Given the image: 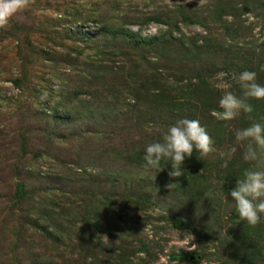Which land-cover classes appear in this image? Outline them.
I'll return each mask as SVG.
<instances>
[{
    "label": "rangeland",
    "instance_id": "374dc122",
    "mask_svg": "<svg viewBox=\"0 0 264 264\" xmlns=\"http://www.w3.org/2000/svg\"><path fill=\"white\" fill-rule=\"evenodd\" d=\"M219 1L222 0H30L26 9L15 15L6 28L0 29V264H83L82 258L85 255L98 257L104 264H115L116 256H109L102 246L79 241L83 238L79 235L91 229L89 225H85L84 219L78 217L77 225L69 222L68 215L71 212L76 215L83 208L90 189H95L93 185L99 194L106 195L108 200L117 201L119 207L124 206L120 210L123 221L127 219L128 224L139 231L137 235L130 237L136 245L143 238L141 232L145 228V233L150 235L153 224H166L164 220L167 219L168 212L176 210V203L166 192L157 194L151 189L138 191L142 197H153L158 202L165 200L164 206L148 205L147 213L139 214L137 205L134 207L122 195L129 191L127 185L120 183V177L114 179L111 188L104 185L103 171H99V168L112 167L123 175L131 169L132 173L127 174V180H133V177L142 179L153 173L151 168L129 167L122 158H114V153L109 149L118 140L119 128L100 117L94 127L102 136L99 140L75 139L78 136L74 135H78L84 126L77 127V124H68L66 120H54L53 109L61 114L66 109L69 110L74 96L72 93L93 82V78L97 77V65L104 63L126 71L123 65L130 64L124 63L126 55L136 54L133 50L128 51L131 50L129 44L132 38L129 37L120 47V40L116 36L100 35V29L105 24L112 23L119 30L122 27L138 36L149 37L159 35L168 28L166 24L149 17L160 12H170L171 25L178 28H173L174 36L207 35L216 39L214 41L217 43L225 42L231 47L236 44L240 51H252L253 48L259 50L260 44H264V6H261L264 0H227L239 2L241 8L246 4L247 8L252 9L240 18L228 16V21L224 20L225 17L218 20L214 15L210 16L216 13ZM78 34L83 39L84 35L92 37H88V40L75 39ZM107 42L113 43L116 48H108L105 46ZM213 48V57L217 60L209 56H212L210 50H201L197 67L208 69V93L212 91L220 99L225 91L232 90L234 76L241 72L226 68L221 61L224 53ZM170 49L172 46H169ZM120 50H125V58L121 56L123 53ZM171 57L172 55L165 57L161 67L173 79L178 75L177 72L184 73V78L188 71L184 61L181 58L180 61L174 60L176 57L170 60ZM252 65L255 72L256 65ZM261 67L264 69V62ZM19 75L31 82L23 92L21 88L13 86L10 80ZM118 79L120 77H113L116 85ZM221 84L227 87L217 86ZM37 85L41 88L39 92L36 90ZM178 85L181 87L174 93L180 100L189 97L203 101L204 89L197 86L195 80L190 82L183 79L178 81ZM190 88L194 91L187 93L185 97L184 93ZM85 130L86 128L84 133ZM83 140L89 142L81 148ZM96 148L103 152V157L98 161L90 160L85 154ZM236 148L234 142L226 141L218 151V157L214 156L215 150L207 157L211 164L219 159L222 165H227ZM243 164L241 161L240 167ZM204 165L205 163H200L196 167L186 168L189 189L206 198L210 193L212 199L218 201L225 229L229 219L233 222L239 217L235 202L230 196L234 188L230 180H225L222 175L218 176L217 171L206 176L208 172L203 170ZM238 166L237 159L235 169ZM17 184H23L25 196L16 202ZM204 188L207 191H203ZM52 190H55L53 195L50 194ZM52 197L56 211H63V214L66 212L63 217L66 222L61 226L68 231L64 235L67 242L73 241L78 245L71 257L65 252L63 254L60 248H54L43 236L44 233L37 229V224L29 223L30 218L35 217L38 207L44 206L46 200L51 201ZM140 219L147 224H135ZM206 220L203 216H197L193 221L196 225H202ZM100 236L103 243L110 244L107 242L111 241V245L115 244L108 233L103 232ZM233 236L231 234L227 238L229 244L221 246L225 253L223 259L228 262L207 261L202 257L203 250L195 234L187 228L165 226L164 231L158 234L160 239L152 255L145 256V253H141L139 257L143 264H240L239 255L227 256L240 246L238 243L231 245ZM126 251L132 256L130 249ZM263 252L264 247L261 249V253ZM255 259L256 264H264V258Z\"/></svg>",
    "mask_w": 264,
    "mask_h": 264
},
{
    "label": "trees",
    "instance_id": "16d2710c",
    "mask_svg": "<svg viewBox=\"0 0 264 264\" xmlns=\"http://www.w3.org/2000/svg\"><path fill=\"white\" fill-rule=\"evenodd\" d=\"M261 6H264V2H261ZM252 10L247 8L246 4L241 8L239 2H227V0L219 1L216 7V13H212L216 19L221 20L230 16L233 19L242 17L245 13ZM170 12L149 17L153 21L161 24H166L167 29L161 32L159 35L141 37L137 33L124 29L118 26H113L112 23L105 24L100 29V35L116 36L120 40V47L124 42L130 38L131 50L136 54H127L125 58V50H120L126 61L124 63H130L123 65L125 72L116 69L113 66L106 64H99L96 66V76L93 78V82L88 84L85 88L76 89L71 100L69 110H65L62 114L53 109V118L58 121H67L68 124H77V127L84 128L78 133L79 139L90 138L99 140L102 136L99 135L95 124L100 117H104L105 121L113 124L118 130V140L110 147L109 151L114 153V158L119 160L122 158L129 167L146 168L144 156V147L154 141L160 140L161 135L167 130L168 126L175 124L178 119L189 118L198 119L200 123L206 127L208 133L214 141V148L216 154L227 142H234L237 146L236 151L230 155V159L227 165H222L219 159L211 164L209 157L198 158V153H193L191 158L185 157V161L182 165L183 175L180 177H170L169 172L172 171L171 161L162 160L158 169L151 168L150 175L145 176L142 179L133 177V180H127V174L132 173L131 169L123 175V173L113 170V168L100 169L103 171L104 185L109 187L113 185L114 179H119L120 183L127 185V191L122 195L125 199H129L130 204L134 207H138L139 214H146V208L148 205H155L161 207L165 205V200L158 202L153 197H142L138 191H146L151 189L153 192L159 194L166 192L169 197H172V201L176 204L175 212H168L167 219L164 220L166 224H153L152 232L148 235L145 232L143 238L139 239V244L136 245L131 238L139 231L128 224V220L123 221V217L120 215V210L124 206L119 207V203L115 200H108L106 195H101L95 189H90V195L84 200L83 208L76 212V215L71 212L68 215L69 222L73 225H77L78 217L84 219L85 225H89L90 231L81 233L82 239L79 241L87 244H93L96 246H102L109 256L115 255V264H143L142 258L139 254L145 253V256H151L154 249L157 247L160 237L158 234L164 231L165 226L174 228H187L190 232L195 234L197 240H199L202 247L204 257L207 261L228 262L224 257V252L221 250V246L226 243L229 244V236L234 234L233 243L240 244L237 250L230 251L232 254L227 256L239 255L240 264H256V257L264 258V252L261 253V249L264 247V216L261 217V221L256 226H250L243 221H233L229 219L226 223V228L223 229L222 216L220 214V207L218 201L212 199L210 193L209 197L198 196L196 193L189 189L188 185V170L186 168L196 167L200 163H205L203 170L208 172L206 176L212 171H217V175H222L225 180L231 182L232 187L235 188L239 178L243 177V173L246 169L256 167L255 162H245L242 157L243 147L241 143L237 144L235 138V132L239 129L246 128L254 122L264 124V100H250L249 103L253 106V112L246 114L241 112L235 119L231 121H225L219 119L214 115L215 110L221 111L219 108V100L214 92L208 93V72L206 69H200L197 67V60L201 58V50L211 51L210 57H213L214 48L218 52H223L224 56L221 61L226 65V68H230L235 71L243 72L245 70L254 71L252 63L256 65L257 83L264 86V69L261 64L264 62V44H260V49L255 48L252 51L245 50L240 51L239 47L227 46L224 43H217L213 38L204 35L201 37L193 36L187 37L185 34L179 36L173 35V28L178 29L176 26H172L169 20ZM149 20V19H148ZM148 20H145L147 22ZM113 28V30H112ZM115 28V29H114ZM80 34L75 39L88 40V37ZM199 40L201 41L199 43ZM108 48L115 49L116 46L113 43L107 42L105 44ZM169 46L172 49L169 50ZM122 49V48H120ZM140 49V50H137ZM243 49V48H242ZM118 52V51H116ZM115 52V53H116ZM222 53V54H223ZM172 55L170 60H178L180 58L184 61L183 64L187 67L188 71L183 78L184 73H178L175 78H171L166 75L165 71L161 67L163 59ZM177 55V56H176ZM189 56H194L190 58ZM200 60V59H199ZM214 60H217L216 58ZM253 60V61H252ZM257 60V61H255ZM252 65V66H251ZM121 68V66H120ZM242 69V71H241ZM240 73H238L239 75ZM119 78L115 84L113 77ZM192 81L195 80L197 86H201L204 90V98L193 100L192 98H185L187 93L194 91L192 88L184 93V100H180L175 96V91L181 86L178 85V81ZM13 86L21 88L22 92L31 83L30 80L24 79L21 75L10 78ZM115 85V86H114ZM92 86V87H91ZM40 86H36L37 92L40 91ZM174 90V91H173ZM231 92L238 97L242 95V91L238 82L234 79L233 88ZM86 96L87 98H83ZM39 100V97L38 99ZM115 101V103H114ZM89 128V129H88ZM93 129L95 131H93ZM109 133V132H108ZM104 135V134H103ZM110 135V134H109ZM89 141H84L81 144V148ZM246 144L247 142H243ZM103 152L93 150L87 152L85 155L91 159H101ZM239 160V166L235 169V162ZM243 161V167H240V162ZM92 163V162H91ZM83 167V164H81ZM148 169V168H146ZM189 172H192L191 170ZM125 179L124 181H122ZM169 184H175L171 189L167 186ZM17 197L15 200L21 201L25 196L23 190V184H17ZM111 188V187H110ZM203 191H207L205 188ZM55 190L50 191V194H54ZM52 194V195H53ZM55 196V195H54ZM44 203V206H39L35 214V217L30 218V225H36L44 237L49 243H52L54 248L61 249L63 254L72 256L73 251L78 247L75 242H67L64 235L68 233L65 227H62L64 221L63 211H56L54 204V197ZM118 207V208H117ZM141 212V213H140ZM197 216H203L207 220L204 224H195L194 219ZM139 218L140 215H139ZM136 221L135 224L145 226L147 223L143 219ZM60 227L58 228V226ZM106 232L112 237L114 245H111V241L105 244L102 241L101 233ZM78 236V238H79ZM131 237V238H130ZM229 237V238H228ZM130 238V239H129ZM219 238V240H218ZM228 238V239H227ZM221 239V240H220ZM218 240V244H216ZM127 249L131 250L132 256H129ZM210 250V251H208ZM65 252V253H64ZM229 253V252H228ZM89 258H91L90 264H104L103 260H100L95 256L85 255L82 260L83 264H89ZM237 257L234 259L236 260ZM48 259H51L48 256ZM53 259V258H52ZM203 259V261H204ZM232 258H228L230 261H234ZM118 261V262H117ZM40 262V260H39Z\"/></svg>",
    "mask_w": 264,
    "mask_h": 264
},
{
    "label": "clouds",
    "instance_id": "9594fccd",
    "mask_svg": "<svg viewBox=\"0 0 264 264\" xmlns=\"http://www.w3.org/2000/svg\"><path fill=\"white\" fill-rule=\"evenodd\" d=\"M29 3L30 0H0V29L6 28L12 18L26 9ZM234 79L238 82L242 95L238 97L231 91H225L219 100L221 111L214 112V115L225 121L235 119L241 112L251 114L253 106L249 103L250 100H264V86L257 83L256 72L245 70L234 76ZM217 86L227 87L223 84ZM235 138L244 149L243 160L255 162L256 167L244 171L230 196L239 214L237 221L254 227L264 216V124L254 122L239 129L235 132ZM214 150L212 137L198 119L181 118L168 126L160 140L144 147L143 159L145 167L153 169H158L162 160H170L172 171L169 176L176 178L183 175L185 157L191 158L195 152L201 159L212 154ZM174 185L169 184L167 187L171 189ZM142 232H146V228ZM90 261L91 258L89 264Z\"/></svg>",
    "mask_w": 264,
    "mask_h": 264
}]
</instances>
